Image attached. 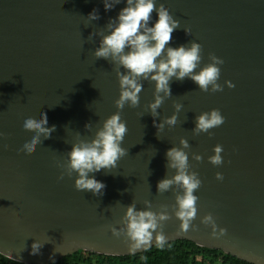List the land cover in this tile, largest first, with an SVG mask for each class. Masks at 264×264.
<instances>
[{
  "label": "water",
  "instance_id": "obj_1",
  "mask_svg": "<svg viewBox=\"0 0 264 264\" xmlns=\"http://www.w3.org/2000/svg\"><path fill=\"white\" fill-rule=\"evenodd\" d=\"M155 2L157 7L164 3L182 27L191 28L190 35L176 29L170 46L200 43L201 67L209 62V52L224 59L219 80L224 90L206 93L190 78H173L172 96L153 118L145 106L154 99L155 82L143 81L140 105L126 104L120 110L128 128L122 142L128 155L111 173L94 174L106 185L104 194L95 196L75 189V173L59 180L62 169L56 161L66 157L77 132L80 138H92L118 110L115 66L93 55L101 37L89 40V35L117 17L126 0L108 11L103 0H0V131L7 134L0 138V254L26 264H52L79 250L132 254L109 225L119 227L123 206L133 199L138 208L145 207V200L154 208L175 203L172 191L158 193L157 182L168 171L167 149L180 146L184 137L191 170L203 182L195 193L198 215L193 223L198 231L177 233L180 221L173 215L164 226L168 241L186 239L264 264V0ZM94 8L100 18L90 22L87 16ZM157 19L153 12L149 26ZM225 80L235 87L229 88ZM174 101L183 105L177 124L157 133L153 119L159 123L172 115ZM212 108L221 110L225 123L211 129L212 137L194 135L196 116ZM42 112L56 131L35 153L18 152L35 134L23 128L24 120L40 119ZM86 122L92 123L90 131ZM217 143L224 148L220 166L208 160ZM193 153L203 159L196 161ZM217 172L223 173L222 181L216 179ZM208 212L226 229L223 236L212 237L211 228L200 223ZM34 241L43 244L39 255L31 254Z\"/></svg>",
  "mask_w": 264,
  "mask_h": 264
},
{
  "label": "clouds",
  "instance_id": "obj_2",
  "mask_svg": "<svg viewBox=\"0 0 264 264\" xmlns=\"http://www.w3.org/2000/svg\"><path fill=\"white\" fill-rule=\"evenodd\" d=\"M119 3L121 0H103L106 11L113 9ZM153 12L158 14V19L152 26H149ZM87 18L90 22L98 20L100 18L98 10L94 8ZM178 28H183L187 35L191 34V28L182 27L181 21L173 17L164 3H160L157 7L155 0H126V6L119 11L117 17L109 18L105 28L89 35V40H92L94 35L101 37L99 46L95 48L93 55L97 59L108 60L115 66L120 93L114 103L118 110L102 121L92 138H80L81 133L77 132L76 142L71 144V150L67 152L66 157L63 161H56L57 167L62 169L59 180H62L65 175L71 178L75 173L74 187L76 190L90 191L95 196L104 194L106 185L97 180L94 174L101 170L111 173L117 168L118 161L128 155V149L122 146L128 128L121 118L120 110L126 104L132 108L140 105L139 94L143 90V81L155 82L154 99L145 106V111L153 118L159 117L160 113L157 110L166 98L172 96L170 81L173 78L180 81L190 78L202 92L206 93L224 90V85L219 83L224 59L214 52H209V62L201 67L203 46L200 43L194 40L189 44L170 46L172 33ZM197 68L199 71H196ZM224 84L229 88L235 87L230 80H225ZM173 104L175 111L172 115L164 117L159 123L153 119L157 133L162 131L165 125L172 127L177 124V114L182 110L183 105L175 101ZM225 120L219 108H212L196 116L192 132L194 135L207 133L209 137H212L214 133L211 129L220 127ZM48 124L46 112L41 113L40 119L27 117L23 128L35 134L18 149V152L28 155L35 153L38 145H41L45 139H50L56 131V125L49 127ZM84 127L90 131L92 123L86 122ZM6 135L0 131V138ZM179 144L180 146L167 149L166 168L168 171L165 177L157 182L158 193L172 191L175 203L171 206L161 204L158 208H154L150 201L145 200L143 202L145 207L138 208L137 202L133 199L130 204L123 206L124 211L118 221L119 227L109 225L112 234L123 238L131 253L150 248L153 241L162 248L168 241V236L164 231L165 222L173 215L180 221L177 233L198 231V225L193 223L198 215L199 197L195 193L203 182L199 174L191 170L188 152L185 151L190 148L188 140L181 137ZM223 151V145L215 144L214 154L208 157L209 162L214 166L222 165L224 163L221 155ZM192 155L196 161L203 159L200 154L193 153ZM169 170L175 171L169 175ZM215 175L219 181L224 179L221 172ZM169 207H171V212ZM200 223L211 228L212 237L219 238L226 233V229L218 226L215 217L210 212L200 218ZM42 247L43 244L40 241H34L31 245V254L39 255Z\"/></svg>",
  "mask_w": 264,
  "mask_h": 264
},
{
  "label": "trees",
  "instance_id": "obj_3",
  "mask_svg": "<svg viewBox=\"0 0 264 264\" xmlns=\"http://www.w3.org/2000/svg\"><path fill=\"white\" fill-rule=\"evenodd\" d=\"M0 264H26L0 254ZM52 264H252L220 249L199 246L186 239L167 241L161 248L154 244L141 252L107 255L76 251Z\"/></svg>",
  "mask_w": 264,
  "mask_h": 264
}]
</instances>
